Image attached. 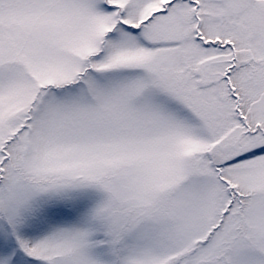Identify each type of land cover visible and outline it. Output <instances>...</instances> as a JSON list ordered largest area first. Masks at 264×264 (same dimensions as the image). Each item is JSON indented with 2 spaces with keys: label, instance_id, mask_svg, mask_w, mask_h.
Segmentation results:
<instances>
[{
  "label": "snow or ice",
  "instance_id": "obj_1",
  "mask_svg": "<svg viewBox=\"0 0 264 264\" xmlns=\"http://www.w3.org/2000/svg\"><path fill=\"white\" fill-rule=\"evenodd\" d=\"M0 264H264V0H0Z\"/></svg>",
  "mask_w": 264,
  "mask_h": 264
}]
</instances>
